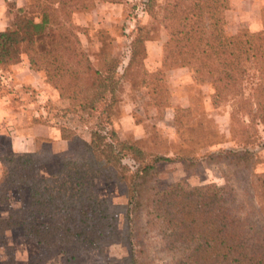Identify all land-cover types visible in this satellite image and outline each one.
<instances>
[{
    "label": "trees",
    "instance_id": "1",
    "mask_svg": "<svg viewBox=\"0 0 264 264\" xmlns=\"http://www.w3.org/2000/svg\"><path fill=\"white\" fill-rule=\"evenodd\" d=\"M95 1L34 0L0 31V66L18 65L25 55L30 69L43 72L60 97L72 101L64 115H76L89 134L87 140L59 127L70 150L49 177L39 174L45 160L38 152L1 158L0 206H9L12 193L23 189L30 201L0 219V237L20 228L45 257L59 249L66 264L76 263L90 249L102 255L114 243L129 249L126 264H154L146 246L134 241L142 240V234L160 241L153 260L162 264H264V171L255 172L258 159L251 149L210 154L231 168L233 183L192 185L181 179L157 188L151 184L159 166L171 159L121 141L111 126L123 79L132 76L147 83L150 100L159 107L166 90L163 73L178 68H188L197 81L213 88L215 107L241 103L251 123L264 125V22L257 32L229 36L224 30L230 8L226 0H165L159 18L153 12L156 1L148 0L147 11L169 35L165 70L144 71L150 38L138 27L120 74L121 62L104 50L91 60L79 36L82 28L73 23V14L92 12ZM97 179L122 189L127 199L122 229L109 201L98 194ZM144 217L145 226L138 230Z\"/></svg>",
    "mask_w": 264,
    "mask_h": 264
},
{
    "label": "rangeland",
    "instance_id": "2",
    "mask_svg": "<svg viewBox=\"0 0 264 264\" xmlns=\"http://www.w3.org/2000/svg\"><path fill=\"white\" fill-rule=\"evenodd\" d=\"M33 1L5 0L9 24L20 13V8L26 9ZM147 1L119 0L117 3H111L96 0L95 10L92 12L73 14V23L82 28L79 31L82 46L93 62L96 59L95 55L104 50V53H109L121 62L119 72L122 74L129 59L130 43L140 27L150 38L146 42L147 57L144 61V71L149 75L163 73L164 46L169 35L160 22L147 11ZM155 1L153 12L159 18L165 0ZM233 15L228 20L225 16L226 35H236L240 31L253 32L247 27L237 32L231 26L229 29V25L235 28L233 22L236 20ZM247 19V24L253 26L255 17L252 15ZM262 20L264 22V13ZM40 40L44 46L46 38ZM26 58L23 55L24 61ZM4 73L12 75L11 67L0 66V102L4 101L7 104L0 106V178L1 158L8 154L24 155L29 148L27 146L14 149L12 134L27 136L32 134L36 126L46 125L75 131L89 140L87 128L80 124L79 118L73 114L64 115V109L73 105L70 99L61 98L59 92L50 84L49 87L40 88L37 78L32 83H29L31 81L29 79L24 85L19 83L14 86L8 79H4ZM40 73L41 78L46 80L45 74ZM134 73L143 75L142 70H134ZM145 84L147 83L141 82L140 78L134 79L132 76L123 79L118 92L120 102L115 109L111 126L121 141L137 144L147 154L171 159L170 162L160 164L158 179L151 184L152 186L163 188L181 179H186L192 185L216 183L222 186L233 183L231 168L222 164L219 159L210 157V154H217L221 150L251 149L258 159L255 172L264 171V125L255 126L251 123L246 114L247 108L243 104L237 102L215 107L211 99L213 88L197 81L188 68L172 69L163 73V85L166 90L159 107H155L150 100L149 87ZM246 93L248 95L251 93L250 87L246 89ZM60 132L58 138L62 140L54 143V146L47 140L37 141V149L33 153L38 152L40 158L45 160L39 168L41 177H49L56 172L61 166L63 154L70 150V143L63 139ZM126 162L135 167L133 162L128 160ZM221 170L228 175L224 176ZM94 182L98 194L109 201L113 212L119 216V226L122 229L123 207L127 204L122 189L105 179H97ZM29 201L27 189L13 192L10 205L0 206V219H7L11 209L28 207ZM145 223L144 217L140 223L138 222V230L140 227L143 228ZM142 237L143 241L140 239L134 241L146 246L151 262L162 264L158 260H153L154 251L162 247L160 241L149 235L142 234ZM127 256L129 249L122 243H114L106 246L102 255L91 249L82 252L77 262L72 264H126ZM0 264H66V262L64 254L59 249H55L52 256L45 257L43 250L33 240L26 239L21 229L15 228L6 231L5 236L0 237Z\"/></svg>",
    "mask_w": 264,
    "mask_h": 264
},
{
    "label": "crops",
    "instance_id": "3",
    "mask_svg": "<svg viewBox=\"0 0 264 264\" xmlns=\"http://www.w3.org/2000/svg\"><path fill=\"white\" fill-rule=\"evenodd\" d=\"M230 8L226 11L225 16L227 20L229 17L231 18L232 15L235 17L236 22H233L235 24V28L232 25H229L232 29H236L235 32H237L241 28L246 27L255 32L262 29L263 25V8H264V0H228ZM20 7V5H19ZM255 17V23L254 25L250 26L248 23L249 16ZM9 25V19L7 16V7L5 5V0H0V31H3L6 29V27ZM11 73H4L5 78L8 79L9 83H12L14 86L21 83L22 85L25 84L27 80H31L29 83H32L37 78V84H39V87H49V84H47L41 77L40 72L33 71L30 69V65L28 64L27 60L23 61L22 63L11 66ZM36 84V82H35ZM44 93V91H43ZM7 105L4 101L0 102V106ZM59 129L57 127L53 126H46V125H39L36 126L32 130V134L29 135H13L12 143L13 148L16 149H22L23 147H29L27 148V152L23 154L33 153L37 149V141L41 139H49L55 144H57L58 141L62 140V138H58ZM61 133V132H60ZM16 151V150H15Z\"/></svg>",
    "mask_w": 264,
    "mask_h": 264
}]
</instances>
